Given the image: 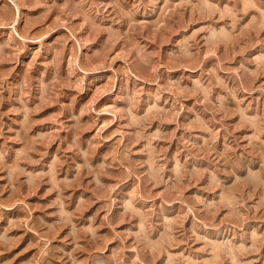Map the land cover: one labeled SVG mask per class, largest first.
Instances as JSON below:
<instances>
[{
  "label": "rangeland",
  "instance_id": "obj_1",
  "mask_svg": "<svg viewBox=\"0 0 264 264\" xmlns=\"http://www.w3.org/2000/svg\"><path fill=\"white\" fill-rule=\"evenodd\" d=\"M0 264H264V0H0Z\"/></svg>",
  "mask_w": 264,
  "mask_h": 264
}]
</instances>
